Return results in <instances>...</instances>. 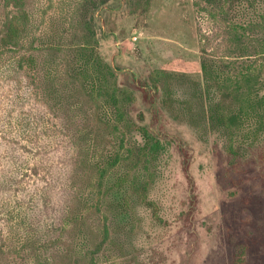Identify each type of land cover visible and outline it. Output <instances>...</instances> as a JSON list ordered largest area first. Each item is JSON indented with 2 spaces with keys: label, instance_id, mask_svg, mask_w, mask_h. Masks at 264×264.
Here are the masks:
<instances>
[{
  "label": "rangeland",
  "instance_id": "rangeland-1",
  "mask_svg": "<svg viewBox=\"0 0 264 264\" xmlns=\"http://www.w3.org/2000/svg\"><path fill=\"white\" fill-rule=\"evenodd\" d=\"M30 1L37 33L54 32L56 36L49 34L46 40L66 45L73 38L69 21L81 0ZM84 17L79 15L78 19ZM96 20L104 62L119 76L120 85L134 94L128 119L147 128L163 150L157 157L155 180L148 193L147 201L152 205L140 201L133 189L126 197L121 191H112L101 214H91L88 223L79 221L75 234L89 232L90 225L98 229L103 217L107 218L111 242L109 250L100 254L99 264H235L231 239L251 243L247 245L249 264H264V216L259 219L257 214L259 208L264 215V134L248 139L237 136L234 142L240 167L256 179L252 185L261 201L253 202L248 195L250 184L244 187L242 174L234 169L226 136L208 119L209 108L219 97L204 88L201 61L209 55L225 54L219 25L211 22L195 0H115ZM54 68L55 75L61 77L63 67ZM13 89L1 85L0 105ZM65 90L61 115L54 116L47 107L46 120L37 118V125L36 117H32L28 146L37 151L43 146L41 161L31 158L32 154L11 160L0 140V182L14 178L25 183L20 193L12 190L0 195L4 247L16 244L18 239H11L26 229L18 226V215L24 211L20 203L27 204L30 213L31 198L37 196L41 201L46 187L47 191L54 188L61 206L63 198L69 196L67 192L88 186L91 160L103 167L115 154L119 139L106 122V110L92 105L81 91ZM36 99L16 107L18 111L10 119L14 126L22 125L24 114L30 118L35 113L33 109L40 105ZM80 132L85 139L76 144L81 157L71 142ZM36 134L44 135L38 139ZM142 142V136L132 132L125 148ZM121 155L127 156V151ZM31 163L38 166V176L31 173ZM133 167L123 160L110 171L105 189L124 174L133 176ZM13 189L18 188L14 185ZM123 191L126 193V188ZM123 198L128 201L124 208L118 203ZM251 219L256 224H251ZM25 224L43 233L48 230L36 213L25 218ZM258 226L263 227L260 239Z\"/></svg>",
  "mask_w": 264,
  "mask_h": 264
},
{
  "label": "trees",
  "instance_id": "trees-1",
  "mask_svg": "<svg viewBox=\"0 0 264 264\" xmlns=\"http://www.w3.org/2000/svg\"><path fill=\"white\" fill-rule=\"evenodd\" d=\"M114 1L81 0L69 21L73 38H69L65 45L46 40L49 34H52V38L56 36L54 32L37 33L30 0H0V88L2 84L14 88L5 94L4 102L0 105V140L6 155L11 160H18L32 154L31 158L41 161V152H45L43 146L38 151L28 146L31 140L28 131L33 129L32 117L46 120L47 107L54 116L61 115L67 92L65 87H69L72 92H83L92 105L104 108L107 112L104 115L106 122L119 139L112 161L98 167L91 160L88 186L67 192L68 201L64 197L61 206V201L53 194L54 188L47 191L46 187L41 201H38L37 196L31 198L34 207L30 206V213L25 207L27 204L18 202L24 209V216L18 215L21 218L18 226L26 229L24 234L11 239L18 241L9 247L3 246L5 239L0 235V264H99L100 254L109 250L111 242L107 218L103 217L98 229L89 224V232L76 235L79 221L88 223L91 214L100 215L112 191H121L126 197L129 196L128 191L132 194L133 189L140 201L152 205V202L147 201L148 193L155 180L154 169L163 147L147 128L136 126L128 119V109L134 102V94L120 85L119 76L104 62L99 50L96 18L101 10ZM195 3L212 23L219 25L226 46L223 56L209 55L201 61L203 86L219 97L210 106L208 119L226 136L228 152L232 160L235 159V163L232 161L234 169L242 174L240 179L243 186L250 184L248 195L252 201L259 202L261 198L252 185L256 179L251 178L249 170L240 167V157L234 150V142L237 136L248 139L251 135L264 134V0H195ZM83 14L85 17L78 19ZM77 37L82 39H75ZM55 66L63 67L61 77L55 75ZM33 97H38L36 100L40 104L33 109L35 113L30 114V118L24 114L22 125L14 126L10 119L18 111L16 107L27 105ZM38 119L35 121L37 125ZM132 132H138L143 142L126 149L125 142ZM36 135V138L41 139L44 134ZM79 135L71 139L77 149V156H80L77 142L85 141L81 132ZM21 138L27 142L23 144L19 141ZM123 150L127 151L124 159L121 155ZM123 160L132 163L134 175L124 174L113 182L111 188L105 189L110 171ZM37 168L31 163L30 171L35 176H38ZM5 180L0 182V195L12 190L16 194L20 193V189L25 186L22 180ZM71 183L69 181V185ZM14 185L18 189H13ZM125 188L126 193L123 191ZM118 203L124 208L128 201L123 198V202ZM262 211L258 208L259 219L264 216ZM32 213H36V218L41 219L48 229L45 233L27 228L25 218L31 217ZM254 215L251 213L255 218ZM251 222L256 224L255 219H251ZM258 227L261 233L257 236L260 239L263 227ZM95 232L98 235L95 236ZM95 238L100 240L96 242ZM245 240H230L229 244L235 247V264L250 262L247 245L250 247L251 243H242Z\"/></svg>",
  "mask_w": 264,
  "mask_h": 264
}]
</instances>
